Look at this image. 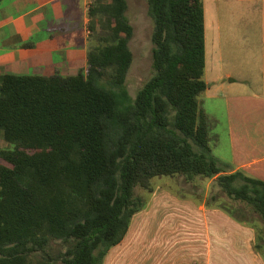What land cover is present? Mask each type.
<instances>
[{"label":"trees","instance_id":"obj_1","mask_svg":"<svg viewBox=\"0 0 264 264\" xmlns=\"http://www.w3.org/2000/svg\"><path fill=\"white\" fill-rule=\"evenodd\" d=\"M126 10L127 0L89 3L84 70L0 74V139L12 145L0 148V264H102L146 205L136 188L153 193L155 176L211 179L264 222V180L212 152L202 0H147L152 71L134 96ZM52 242L65 246L56 257Z\"/></svg>","mask_w":264,"mask_h":264},{"label":"crops","instance_id":"obj_2","mask_svg":"<svg viewBox=\"0 0 264 264\" xmlns=\"http://www.w3.org/2000/svg\"><path fill=\"white\" fill-rule=\"evenodd\" d=\"M202 2L207 83L202 95L223 107L228 141V154H213L230 169L264 180V0ZM89 3L0 0V74L84 70ZM201 106L210 118V107ZM173 202L155 190L149 208L134 216L102 264H264L253 249L252 230L200 204L201 229L194 234L189 222L195 207Z\"/></svg>","mask_w":264,"mask_h":264},{"label":"rangeland","instance_id":"obj_3","mask_svg":"<svg viewBox=\"0 0 264 264\" xmlns=\"http://www.w3.org/2000/svg\"><path fill=\"white\" fill-rule=\"evenodd\" d=\"M91 1L92 0H90V2ZM126 15L133 26V35L129 40V47L132 51L133 59L127 74L126 85L129 93L134 96L137 90L142 86V84L150 77L152 71V21L147 14V0H127ZM88 35L89 39H91L90 32L88 33ZM201 102V104L208 105L210 107L208 108L207 106L210 112L209 135L213 153L224 156L228 154V141L223 107L221 106L219 101L204 98V95L201 96ZM11 146V143L0 139V148H10ZM2 162L4 164H8L4 160H2ZM211 183V179H203L200 177L195 178L192 182H188L182 175H178L175 177L155 176L151 179V184L153 185L154 191L160 189L166 192L170 197H172L174 201L173 204H176V201H184L189 202L195 207L192 208V210L194 211L193 219H191V221L189 222L190 229H193L191 230V232L194 231V234H196V229H201V219L197 217V207L200 204L204 205V207L221 206L223 208H227L230 211L233 210L236 216L242 219H247V222L252 223L256 228L254 231L250 227L246 226V224H242L241 222L230 216L224 210L206 207V209H213L221 212L237 226L249 228L250 230H252V246L254 243L257 244L259 250L258 254L260 256V259L264 263V222L257 214L251 211H246L247 207L246 209H242L241 211L237 210V207H241L242 204L229 200L225 196V194L220 192L218 189L212 188ZM136 192L146 198V205L140 211L143 212L149 208L154 192L149 194L147 193V191L143 190L140 187L136 188ZM214 196H216V198H212ZM210 222V224H212V219ZM221 223H223L222 218ZM64 248L65 246L63 245V243L52 242L49 244V246L46 247L45 250L48 255L56 257V255L60 251L64 250ZM30 258L31 263H34V261L38 259L39 256H31ZM54 263L60 264L57 260Z\"/></svg>","mask_w":264,"mask_h":264}]
</instances>
